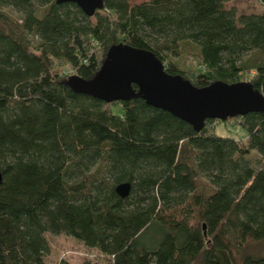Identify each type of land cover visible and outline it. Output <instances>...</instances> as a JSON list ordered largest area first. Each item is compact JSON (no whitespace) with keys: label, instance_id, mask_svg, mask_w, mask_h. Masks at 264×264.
Returning a JSON list of instances; mask_svg holds the SVG:
<instances>
[{"label":"trees","instance_id":"1","mask_svg":"<svg viewBox=\"0 0 264 264\" xmlns=\"http://www.w3.org/2000/svg\"><path fill=\"white\" fill-rule=\"evenodd\" d=\"M227 1L102 0L86 14L0 0V264H46L48 234L110 264H264L245 252L264 241V110L195 130L140 96L106 102L53 72L62 61L89 79L132 43L195 86L249 81L264 97V0L248 12ZM182 42L200 68L174 61ZM231 118L245 138L215 132Z\"/></svg>","mask_w":264,"mask_h":264},{"label":"water","instance_id":"2","mask_svg":"<svg viewBox=\"0 0 264 264\" xmlns=\"http://www.w3.org/2000/svg\"><path fill=\"white\" fill-rule=\"evenodd\" d=\"M56 2H73L84 13L91 14L101 6L102 0ZM66 82L73 91L106 102L140 96L147 104L171 112L195 130H200L208 118L226 120L264 110L263 95L249 81L227 83L217 80L195 86L180 74L167 72L163 62L152 51L128 44L112 46L91 78L70 75ZM1 178L0 172V182ZM114 189L118 195L126 196L130 183L119 182Z\"/></svg>","mask_w":264,"mask_h":264},{"label":"rangeland","instance_id":"3","mask_svg":"<svg viewBox=\"0 0 264 264\" xmlns=\"http://www.w3.org/2000/svg\"><path fill=\"white\" fill-rule=\"evenodd\" d=\"M226 5L235 7L238 12L260 11L262 9V5L258 0H229ZM12 15L14 17L19 16L15 12H12ZM196 54L197 48L195 44L191 42H182L180 46V54L174 58V61H178L185 67L191 69L195 67L200 68L199 58ZM53 65V72L57 75L67 76L73 74L71 67L62 61H54ZM241 75L244 76V78H248L250 74L246 73ZM215 132L220 135L233 136L241 139L246 137L244 128L239 124H235L234 118L227 120V123L225 124L222 121H217V123H215ZM255 157L257 158L258 156ZM259 163V166H264V158H262ZM47 239L50 248L49 253L45 257L46 264H56L61 259L74 264H110V260L107 257L99 254L92 248L86 247L81 241L68 235L48 234ZM246 251L256 254L264 253V241H248L245 247V252Z\"/></svg>","mask_w":264,"mask_h":264}]
</instances>
